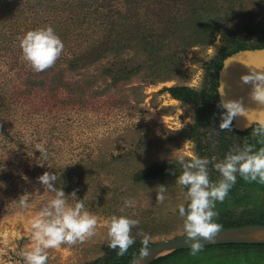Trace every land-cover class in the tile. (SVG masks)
I'll return each mask as SVG.
<instances>
[{
  "label": "rangeland",
  "instance_id": "rangeland-1",
  "mask_svg": "<svg viewBox=\"0 0 264 264\" xmlns=\"http://www.w3.org/2000/svg\"><path fill=\"white\" fill-rule=\"evenodd\" d=\"M200 16L221 26L208 45H194L190 37ZM0 21V264H22L20 253L32 245L30 220L54 195L37 179L45 171L56 174L55 185L69 203L75 191L98 218L95 236L49 249L48 264H89L106 253L105 221L112 215L139 220L131 230L135 241L185 235L176 210L184 203L175 182L182 172L178 153L186 160L191 154L207 157L215 182L220 173L214 164L230 149L264 147V136L254 129L221 130L214 98L207 103L210 118L199 122L201 102L179 101L164 90H202L213 75L210 61L227 44H262L264 0H0ZM47 25L64 49L33 79L39 85L30 86L32 68L19 39ZM74 57L81 58L78 69L69 68ZM38 144L46 155L35 149ZM156 166H164V173L135 180L136 173ZM245 182L216 202L215 223L264 221V184ZM160 185L166 187L163 203L156 200ZM22 194L28 208L19 206ZM125 199L134 205L123 208ZM263 257L264 248L242 246L196 255L177 251L163 264H264Z\"/></svg>",
  "mask_w": 264,
  "mask_h": 264
},
{
  "label": "clouds",
  "instance_id": "clouds-1",
  "mask_svg": "<svg viewBox=\"0 0 264 264\" xmlns=\"http://www.w3.org/2000/svg\"><path fill=\"white\" fill-rule=\"evenodd\" d=\"M218 43V42H217ZM19 47L23 59L35 72H43L52 67L61 56L64 43L50 25L30 29L19 39ZM226 66V65H225ZM244 83H250L249 95L259 105H264V72L249 70L241 75ZM218 104L223 109L219 128L232 127L233 118L244 114L245 107L240 100L223 99ZM254 134L264 136V121L254 128ZM39 154L46 155V149L38 144L35 147ZM176 161L182 165V172L175 177V182L182 187L183 201L177 205V211L182 218V230L186 236L191 255H196L202 247L199 238L210 240L219 225L213 218L218 215L214 210L217 201L223 202L229 190L235 184L237 175L244 180L264 184V147L255 149L253 145L244 143L230 149L224 159L214 164L220 173V178L212 182L209 179L207 157L191 154L186 160L183 153H178ZM43 188L54 193L43 207L30 220V248L22 250V264H48V250L57 249L62 245H74L92 238L96 234L98 218L86 210L82 199L76 192H71L74 203H69L63 189L57 188V176L45 171L38 178ZM166 187L160 185L156 200L163 203ZM22 208L29 207L28 196L20 195L18 200ZM134 201L125 199L123 208L132 207ZM123 208L121 211H123ZM139 224V220L127 215H112L105 221L108 247L118 250L117 255H124L128 248L135 243L131 230ZM149 237L144 236L142 244L147 245ZM142 254H147V248H141Z\"/></svg>",
  "mask_w": 264,
  "mask_h": 264
},
{
  "label": "water",
  "instance_id": "water-1",
  "mask_svg": "<svg viewBox=\"0 0 264 264\" xmlns=\"http://www.w3.org/2000/svg\"><path fill=\"white\" fill-rule=\"evenodd\" d=\"M250 69L264 72V47L247 48L232 53L224 59L218 76L219 99L221 100L222 88L223 99L240 100L245 107L244 114H237L233 118L235 128L239 131L247 130L252 125L264 121V105H259L251 99L249 95L251 84L241 80V75L248 73ZM260 234H264V224H246L217 228L210 240L202 237L199 239L202 247L230 243L264 244V237H260ZM146 248L147 254L139 251L126 264H150L162 256L190 249L185 235L157 241Z\"/></svg>",
  "mask_w": 264,
  "mask_h": 264
},
{
  "label": "trees",
  "instance_id": "trees-1",
  "mask_svg": "<svg viewBox=\"0 0 264 264\" xmlns=\"http://www.w3.org/2000/svg\"><path fill=\"white\" fill-rule=\"evenodd\" d=\"M208 16H200L198 19L197 25L195 28L194 35L190 36L193 38V44H202V45H208L212 41L215 40L218 34H220V25L217 22L210 23ZM1 23V21H0ZM189 37V38H190ZM2 47V45H0ZM264 47V42L262 44H255L251 45L247 41H241V40H235L231 44H227L226 47H224L217 57L213 58L208 66V73L213 75L210 79L209 85L204 86L202 90H197L193 87L187 86V85H174L170 87L164 88L171 96L172 98L187 102V103H202V106L200 108V121L202 120L204 122H207V119L210 118V114L212 113L211 109L209 108L208 104L210 99L214 98L216 103L219 104V94H218V76L219 71L223 66V61L226 57L231 55L234 52H237L239 50H244L247 48H262ZM70 62L69 68L72 69H78L81 67L82 62L81 58L74 57L72 59L68 60ZM51 68V67H50ZM49 69V68H48ZM33 70L30 71L28 74V77L30 78L28 82L30 81V86H36L39 85L38 82H34L33 79L36 78L37 74H40L42 72H36L33 74ZM115 69L106 68V72H113ZM122 76L120 75V79H122ZM127 77V76H126ZM215 111L222 113L223 109L220 107H216ZM164 173V166L154 167V168H146L142 170L139 173H136L135 180L137 181H143V180H152L157 178L159 175ZM242 224H249V223H240L230 221V222H224L222 224H218L219 227H232V226H240ZM150 243H148L146 246H148ZM142 244L141 241H135L134 244H132L128 250L124 253V255H117L118 250H114L107 246L106 253L103 258H100L92 263L89 264H126L136 253H138L142 247H146ZM181 251V250H180ZM169 257V255L162 256L155 261H153L150 264H163V262Z\"/></svg>",
  "mask_w": 264,
  "mask_h": 264
},
{
  "label": "flooded vegetation",
  "instance_id": "flooded-vegetation-1",
  "mask_svg": "<svg viewBox=\"0 0 264 264\" xmlns=\"http://www.w3.org/2000/svg\"><path fill=\"white\" fill-rule=\"evenodd\" d=\"M219 94V93H218ZM220 100V99H219ZM218 104V103H217ZM219 107V106H218ZM259 124H254L252 125L250 128H248L247 130H243V131H239L235 128V125H234V120L232 121V127L231 130L235 133V134H240V133H243V132H249L251 130H253L254 128L258 127ZM225 130V129H224ZM244 184L246 183L245 180L239 176L238 180L235 182L234 186H236L238 184V186H240L239 184ZM232 187L231 189L229 190L228 193H232ZM242 222L240 223H249V224H264V221L262 220H250V219H242L240 220ZM242 225H246V224H242ZM240 225V226H242ZM242 246H250V247H254V248H264V244H244V243H240V244H237V243H230V244H219V245H211V246H205V247H201V250L200 251H212V250H224V249H228V247H232V249H234V247H242ZM225 247V248H224ZM187 250H190V249H187ZM186 250H181V252H185ZM199 251V252H200ZM226 254H229L228 252ZM262 258V257H261ZM264 258V257H263Z\"/></svg>",
  "mask_w": 264,
  "mask_h": 264
},
{
  "label": "bare ground",
  "instance_id": "bare-ground-1",
  "mask_svg": "<svg viewBox=\"0 0 264 264\" xmlns=\"http://www.w3.org/2000/svg\"><path fill=\"white\" fill-rule=\"evenodd\" d=\"M259 236H260V237H264V234H260Z\"/></svg>",
  "mask_w": 264,
  "mask_h": 264
}]
</instances>
